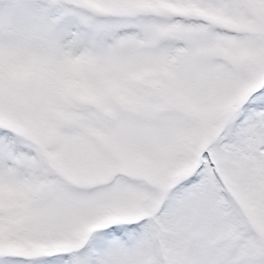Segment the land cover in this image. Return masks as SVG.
<instances>
[{
	"label": "snow or ice",
	"instance_id": "obj_1",
	"mask_svg": "<svg viewBox=\"0 0 264 264\" xmlns=\"http://www.w3.org/2000/svg\"><path fill=\"white\" fill-rule=\"evenodd\" d=\"M0 264H264V0H0Z\"/></svg>",
	"mask_w": 264,
	"mask_h": 264
}]
</instances>
